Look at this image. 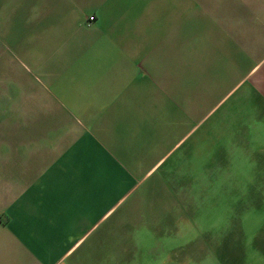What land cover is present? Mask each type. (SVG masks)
<instances>
[{
  "label": "crops",
  "instance_id": "1",
  "mask_svg": "<svg viewBox=\"0 0 264 264\" xmlns=\"http://www.w3.org/2000/svg\"><path fill=\"white\" fill-rule=\"evenodd\" d=\"M258 118L264 0H0V264H93Z\"/></svg>",
  "mask_w": 264,
  "mask_h": 264
},
{
  "label": "rangeland",
  "instance_id": "2",
  "mask_svg": "<svg viewBox=\"0 0 264 264\" xmlns=\"http://www.w3.org/2000/svg\"><path fill=\"white\" fill-rule=\"evenodd\" d=\"M205 104L206 113L214 103ZM263 124L241 127L202 173L179 169L171 183L141 189L142 220L110 228L109 252L93 264H264Z\"/></svg>",
  "mask_w": 264,
  "mask_h": 264
},
{
  "label": "built area",
  "instance_id": "3",
  "mask_svg": "<svg viewBox=\"0 0 264 264\" xmlns=\"http://www.w3.org/2000/svg\"><path fill=\"white\" fill-rule=\"evenodd\" d=\"M92 20H94V18H93V17H91V18H90V21H92Z\"/></svg>",
  "mask_w": 264,
  "mask_h": 264
}]
</instances>
